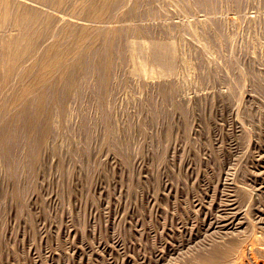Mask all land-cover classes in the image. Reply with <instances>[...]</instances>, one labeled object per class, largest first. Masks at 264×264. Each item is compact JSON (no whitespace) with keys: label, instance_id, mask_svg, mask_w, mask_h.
Returning <instances> with one entry per match:
<instances>
[{"label":"rangeland","instance_id":"1","mask_svg":"<svg viewBox=\"0 0 264 264\" xmlns=\"http://www.w3.org/2000/svg\"><path fill=\"white\" fill-rule=\"evenodd\" d=\"M109 3L0 0V264H264V0Z\"/></svg>","mask_w":264,"mask_h":264},{"label":"bare ground","instance_id":"2","mask_svg":"<svg viewBox=\"0 0 264 264\" xmlns=\"http://www.w3.org/2000/svg\"><path fill=\"white\" fill-rule=\"evenodd\" d=\"M29 1V0H28ZM110 0H104V7L109 3ZM34 2V1H33ZM32 2V3H33ZM37 2V0H36ZM31 3V4H32ZM35 3V2H34ZM43 3V2H42ZM41 3V4H42ZM40 3H38L39 5ZM44 4H47L44 2ZM37 5V4H36ZM35 6V5H34ZM43 6V5H42ZM47 6V5H46ZM33 7V5H32ZM38 7V6H37ZM41 7V6H39ZM45 7V6H43ZM48 7V6H47ZM41 9V8H40ZM43 9V8H42ZM46 9V8H45ZM54 9V8H53ZM109 10V8H108ZM31 11V10H30ZM33 11V9H32ZM42 10H39V12ZM43 11H45L43 9ZM31 13V12H30ZM42 14V13H41ZM37 15V14H36ZM27 18H19V22H18V26L19 29L21 30V32L19 33V37L16 39H13L7 46L6 50H2L0 51V62H2V64H7L8 65V70L4 71V72H0V79H4L7 80L12 72V70L17 66V62H19L18 58L20 55H24L27 53H31L34 52L35 50V44L32 43L30 37L33 36V32H35L37 29H35L37 27V23L36 21H34V16L33 17H29L26 16ZM41 18V16H40ZM44 18V17H43ZM42 19V18H41ZM16 20V19H14ZM46 20V19H45ZM14 22V21H13ZM38 22V21H37ZM49 22V21H48ZM40 23V20H39ZM12 25V24H11ZM42 26V25H41ZM18 28V27H15ZM48 29V28H47ZM41 32V31H40ZM46 32V30H45ZM36 35V34H35ZM34 35V36H35ZM49 35V34H48ZM53 37V36H52ZM51 37V38H52ZM33 38V37H32ZM49 38V37H48ZM50 38V39H51ZM49 39V40H50ZM48 40V42H49ZM51 41V40H50ZM47 44V43H46ZM48 45V44H47ZM50 45V44H49ZM52 45V44H51ZM44 47V46H43ZM49 47V46H48ZM51 47V46H50ZM157 47V46H156ZM155 47V48H156ZM161 47V46H160ZM165 48V47H164ZM42 49V48H41ZM161 49V48H160ZM37 50V49H36ZM154 50V49H153ZM156 50V49H155ZM158 50V49H157ZM163 50V49H162ZM164 52V51H163ZM166 53V52H165ZM18 54V55H16ZM34 54V53H33ZM154 54V53H153ZM164 54V53H163ZM44 56L46 55V57L44 59H42L41 57L35 62L36 65L41 67L40 72L38 73V75L34 78L33 82L31 84H29L27 87H24L20 90H17L12 98V104H21L22 105V111L25 112V116L27 117V120L30 124L35 125L37 123V117L32 115V113H30L28 106H27V92L30 91L31 89H33L34 87H36V85L39 83L42 87H45L46 85L51 84V79L49 78V73L55 69V68H59V69H64L65 67H67V61H65V59L63 58V56L57 51L55 50V52L51 53V54H47V52L45 54H43ZM166 55V54H165ZM154 56V55H153ZM155 58L157 60H161L162 59V55L161 52L155 51ZM42 59V60H41ZM164 59V58H163ZM162 59V61H163ZM167 60V59H164ZM39 97V102H40V107L43 106V103L45 104V93L39 92L38 94ZM12 97V96H11ZM10 98V97H9ZM37 100V99H36ZM35 100H33L34 102ZM35 103V102H34ZM46 105V104H45ZM34 126V127H35ZM35 129V128H34ZM4 138V131L0 130V139ZM239 245H242L241 243H239ZM237 245V246H239ZM232 247L236 248L235 246L232 245ZM215 248V246H214ZM217 248V246H216ZM215 248V249H216ZM223 248V247H222ZM238 248V247H237ZM228 249V248H227ZM214 250V249H213ZM221 250V249H219ZM235 250V249H234ZM240 250V249H237ZM216 251V250H215ZM215 251L206 259L207 264H218V262H221L223 259H226L227 255H229V253L231 252V249H228L227 252L225 253L226 255H223L222 257H220L219 255H217L215 253ZM218 251V250H217ZM212 252V251H211ZM233 252V251H232ZM222 253V252H220ZM219 253V254H220ZM235 253V252H233ZM224 254V253H223ZM222 255V254H221ZM234 256V254H232ZM226 256V257H225ZM236 256V255H235ZM223 258V259H222ZM234 258V257H233ZM254 259V258H253ZM227 260V259H226ZM234 260V259H233ZM258 260V259H257ZM250 261V260H248ZM254 261V260H253ZM255 262V261H254ZM253 262V263H254ZM263 262V261H262ZM249 263V262H248ZM222 264V263H221ZM224 264V263H223ZM231 264V263H230Z\"/></svg>","mask_w":264,"mask_h":264}]
</instances>
